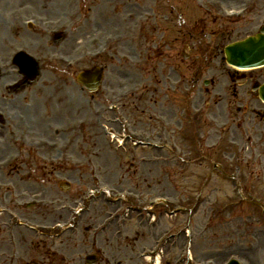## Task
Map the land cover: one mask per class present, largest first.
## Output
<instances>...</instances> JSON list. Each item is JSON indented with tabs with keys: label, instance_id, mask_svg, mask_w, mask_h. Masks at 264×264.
<instances>
[{
	"label": "rangeland",
	"instance_id": "374dc122",
	"mask_svg": "<svg viewBox=\"0 0 264 264\" xmlns=\"http://www.w3.org/2000/svg\"><path fill=\"white\" fill-rule=\"evenodd\" d=\"M49 1L53 5L62 2V6H60V8H58L56 11V8L47 5L45 0H22L20 1V3H18V5L16 3V5H12L8 8H10L11 10L12 7L17 8L25 6V14L23 15H30L35 12L34 14H42L48 19H53L59 14L67 15V20L77 17V14L75 13V3L78 0H47V2ZM144 1L145 0H143V2ZM206 1L209 3L213 0H170L169 4H171L174 9L166 10L165 12L164 7H160L158 27H148L146 25L148 21L151 22L150 13L149 16L141 23H136L135 21L136 17L138 16V10L127 7L126 3L124 2L121 7L124 6L126 14L132 13V18L130 17V19L127 21L123 19L119 22L121 30L111 28L104 31V28L101 29L97 25V22L96 26L94 27L95 20L93 19L96 16H93L90 12V9L92 8V2L90 0H87V2L85 0H82L83 4L89 5V14L87 15L86 19L80 22V25L77 26V32L71 33L72 36L69 42L57 45H54L52 43V40H47L46 43L42 41L43 38L41 36L35 35L33 33L26 34L21 32L20 29L14 28H11L10 30L6 29V27L0 23V58L6 57L8 50L12 48H18V46H27L34 54L39 57L42 65L41 78L39 81L42 80L43 84L41 86L37 85V83L39 82L38 81L26 90L31 94L32 98L33 96H35L39 99H36L31 104L27 98L24 101H20V98H22L20 94H12L8 97L9 108L15 113L18 112L25 115L26 112H28L27 115L29 117H35L36 122H30L28 119L26 122V126L32 128V130L36 132L30 133V135H38L48 138L50 137L55 141H60L61 139L65 138V135L64 137L60 136L59 138L57 134H53L52 127L65 123L68 129L67 131L70 132L71 137L73 136L72 138L75 140L74 143H72L67 154H70L71 158L76 160L77 157L82 158L86 154H88L84 151V149L90 152V154L94 156L93 160H95L99 165L95 168H98L97 173L99 175L98 177L100 179L101 185L107 184L115 190L128 189L130 191L139 193L140 196L141 194L142 196H145L146 192L149 191L153 192V194L151 195L168 194L170 195V197L189 202L192 201L191 197H193V194L201 191L200 187L204 186L202 188V195L205 194L206 196L204 198V205L197 215H192V227H194L195 229L193 239L194 246L192 245V248L195 258L197 260L213 259L216 261V263H219L225 260L230 254H232L229 252L236 251V249L229 248L227 249V252H223L221 254L215 251L224 250L220 249L219 245L223 241L232 238L235 235L247 233L253 235V239L251 240V242H253L254 248L256 249L252 252H246L241 246V252L248 260L247 264H256L254 262H257L258 264H262L263 262L264 264V213H261L259 207L254 206V204H242L236 209H233L227 213L225 212L220 218L216 217L214 214H211L210 216L212 220L215 221L214 227L203 235L200 233V228L202 227V224H204V219H202L201 217H204L205 213L209 210L208 206L211 205L210 203H207L215 201V206L221 201L229 200L230 197H233V195H235L231 191L233 179L227 178L220 172L215 171L212 168V164L221 162L222 168L226 173H228V169L236 171L237 176L241 179L240 184L243 186L245 192L249 191L254 195L264 196V106L257 98L251 99L252 107H248V111L243 114L242 105L238 104L237 101L232 98L233 96L230 92L226 93L223 90L222 87L225 85V82L219 86L220 88L217 90V92H212L210 95H207L203 92L202 81L200 84L201 89L198 93H196L195 89L193 88L194 86L191 78L193 75H202L201 79H209L212 76V72H216L218 62L215 60V58H217L219 61L221 57V54L216 45H225L234 41L235 39L242 38L256 31L255 29H252V26L248 21L250 20L252 13L255 10L253 11L252 9V12L248 15L246 20L242 22H237V24L234 22L227 24L223 23V31L215 38V40H212L213 45H208L204 44V42L202 43L200 39L196 37L197 34L189 32L185 33V31H183L180 26H178L179 15L183 16V20L184 22H187V24L195 23V18L200 16H197V14L201 13L199 10L209 9L208 6L204 4V2ZM228 1L233 2L228 3V6L237 7L239 6L238 4H232L248 0ZM256 1L257 0H250V2L252 3ZM147 2L151 3V0H147ZM198 3L202 5H198ZM263 4L264 1L262 0L260 5ZM2 8L3 7L0 1V13L2 12ZM5 8L6 11L9 10L7 7ZM50 10H52L53 13H49L48 11ZM97 11H100V7L95 8V12ZM165 13H167L169 17H161V15H165ZM2 15L4 16L3 18L6 19L8 24L11 25L12 23L10 21L13 22L12 17L4 14ZM2 15L0 16V20ZM172 16H174L172 18L173 23L170 22V17ZM98 19L101 20L102 18L100 17ZM211 20L214 22L213 18H211ZM216 23L221 24L218 21ZM114 24L117 25L118 23L115 22ZM141 24H143V27L140 26ZM213 28L215 29V27ZM4 31H7V38H4ZM123 33L126 34L127 40L124 41L121 45L116 46L112 50L110 54V60L106 58V61L101 60L94 63H92V61H90L89 63V60H87L82 65L79 64L77 66V69L75 70H80L85 66H92L94 64L105 68V82L107 81V83L110 85L111 90L115 91L123 90L126 85L137 83V86L139 88L136 93L137 95H134L132 100H128L126 104V107H128V105L131 106L129 111L132 110L133 112L132 122L134 123V125H137V127L135 126V129H139L142 126L147 127V129L149 130L155 129L156 125H158L159 123L155 124L156 121L153 119L154 114L159 115L163 111L162 114L165 117H169L171 113L172 115L176 114V112L180 113L181 108L186 106L185 100L189 99V96L183 92V81L180 84L179 88L175 87L177 82V74L172 70L174 65L179 67V69L181 70L179 72H183V74L186 75V79L191 80V100L193 98V94L195 95L196 93L194 104L197 106L207 105V108H205L202 116L207 114V112L216 113L219 114V117L222 120V118L225 119L226 113H230L232 117L234 114L239 118L238 127L235 129V140L231 141L232 139L230 137H233L234 135H230L227 130H223L222 132H220L222 140H218L217 144V136L211 137V141H198L195 137L196 133H192L194 128L190 126L184 131V133L175 134V139L177 138L176 140L179 142L180 148H182L184 152L189 153L188 155L191 159L187 164L175 160H165L166 162H163L160 158L164 157L163 155L166 152H163V154L157 152H148L147 150H131V154H134H132L127 161L125 159L126 157L116 159L117 156L114 157V154H112L105 141L102 139L99 130L96 128V123L94 124L93 122L94 119L91 112L93 108L103 102V95L108 91H104L103 88L96 94V96L91 97L89 108L88 100L85 102L86 96L83 93L81 94L78 90V87L71 83L73 74H61V64H59L58 62H54L56 60L50 58L52 57V55L54 57L57 55L64 57H74L77 54L79 55L81 51H86V48L83 47H98L101 44L102 37H104L105 35L114 36ZM207 33L209 36L210 32ZM208 40L209 38L205 41ZM147 44H149L148 48H152L153 50V52L148 54L145 51V47H147ZM184 45L189 46V48L184 51V55H189V58L185 61L182 59V50ZM210 46L214 47V49H211ZM208 50L210 51V53L208 52ZM50 54L51 57L49 58ZM200 54H202V59L199 60ZM119 55H128L132 56V58L138 59L139 68H134L132 64H130V61L128 59L121 60L119 58ZM47 58H49L50 60H47ZM209 58H212L211 70L210 68H207L210 67V65H207V63L210 62ZM81 61L82 59L79 58V62ZM196 62L202 64V66L200 67L203 68L201 73L198 70L194 69V64ZM128 65H130V67L132 68H130ZM151 65L154 69L149 73L146 72L148 67ZM119 71L125 73L122 74L120 72V77L117 75ZM74 73H76V71H74ZM253 74H264V68L255 70ZM132 75L135 76L132 77ZM214 76L219 81L223 80V77H221L218 72L217 76L216 74ZM56 77H59L63 83L69 82L68 86H72L73 88L70 87L71 90H68L67 88V92L71 93V95H74L76 98L78 96V101L83 100V107L74 109V112H71L69 110L70 108H68L69 106H66L65 104V98H61V110H53V118L51 120L52 124L50 125L51 127H47L46 122L41 123V120L38 118V113L35 111L37 110V108L43 107V103L45 102L43 100V91L45 90V86L48 85L49 82ZM12 78H15V76H13ZM10 79L5 78L4 81L8 82L10 81ZM120 81L125 85H123ZM159 81L161 82L160 84L158 83ZM57 82L59 83L60 81L58 80ZM155 84L157 85V88L155 87ZM61 85L59 84L60 88ZM184 85L185 82L183 86ZM52 86L54 87V85ZM208 89L211 90V88ZM77 90L78 93L76 92ZM139 103L140 107L138 108L137 106ZM152 104H155V106L151 107ZM252 108L260 110L261 113L253 118H250V116H252L250 112ZM78 112H81L80 116L77 115ZM87 113L89 116L87 115ZM184 114H186V112ZM141 116L145 119V122L141 120ZM81 118H83L85 121L83 132L86 131L90 138L85 136V139L89 144L87 143V145H83L82 143V145H80L81 142H79L78 146V133L81 129H79V131L77 130L76 121ZM12 120L16 121V118ZM17 125L21 126V123L17 122L16 126ZM170 129L171 128H169L168 130ZM201 133H203L202 136L204 138L209 135L207 133V130H202ZM18 134L20 133L16 131L14 137H17ZM210 142L215 143V145L210 144ZM55 151L56 150H53L52 152ZM205 151L210 152H206L205 155ZM148 154H156V158L158 160L154 163L145 165L143 168H136V165L133 163V167V157L138 160L142 156H149ZM51 155H54V153H52ZM51 155L45 154L44 156L50 157ZM123 155L128 156L126 154ZM36 160L37 157L34 156L30 161L26 162V166L23 169L24 174H27V172L33 170H35V172H38L36 170H40L39 168H36V165L41 164L42 161L39 162ZM120 162H123L125 164L122 165L121 168H117L116 164L119 163L120 166ZM129 164L132 165L129 167ZM70 166V168H74L72 165ZM47 169H50V166H47ZM58 170H61V167H58ZM70 170V173L73 174V177H78L73 178L74 182H71L72 185L68 192L63 193L57 187V185L54 186L49 181L48 183L46 178L36 177L41 181H38L36 184L31 183L32 185L27 183V186L37 188L38 192L40 190L41 194H39L37 197H42L45 201H47V199H54V204L56 203L55 199H60L59 201L62 200L63 202L68 198H75L76 196H78L81 191L80 189L78 191V189H76L75 187L77 185V182L80 183V188H83V185L85 184L90 185V187L95 186L92 182V177H90L89 180V178L85 176V171L80 172V169L79 171L73 169ZM15 172L16 171L7 175L11 176ZM22 176L23 175L20 176V179ZM6 177H4V179H6ZM56 178L63 177L56 176ZM5 185L8 187L7 184ZM19 185L21 186L22 183H19ZM154 188L156 192L153 191ZM2 190L3 189H1L0 187V191ZM102 203L103 202L99 200L94 204V212L89 215L90 224H94L100 221V218L104 216V213L102 212L112 210H106V206H104V204ZM114 208L115 207H113V209ZM32 212L33 211L30 210H24L23 214L25 216H30L34 213H37ZM58 214L50 215L48 211L46 214L42 213L43 216H45L46 218H50L49 220L51 221H63L64 219H67V217H69V215L64 211L61 213L58 212ZM162 215L163 217H161L162 219L160 221V224H164L166 227L169 226L175 229L176 226L182 224L184 221V217H178L177 219L168 223L167 221H165L166 216L164 214ZM39 216L41 217V215H36V217ZM89 216L85 215L83 219H87ZM134 218L135 216H132L126 223L128 233L130 231V234L133 235ZM245 225H247L249 228H246ZM142 226L137 238L128 237L124 240L119 239L118 236H115L113 234V228L109 229L106 232H103L100 236L97 237L99 245L104 246L110 254L109 261L106 264H140V261L137 258L139 250L143 246H150L153 243L156 235L160 233V231L154 230V233L157 234L153 235V232L148 230L145 225ZM157 229H159V227H157ZM1 230L2 229H0V232H2ZM21 232L25 231L21 230ZM182 235L183 234H181V236H178L175 241L168 242V244L165 246V257L163 258V264H177L176 258L183 255L184 239ZM239 241L240 244L245 243V241L241 239ZM86 242L90 243V240H87ZM83 248L87 249L88 252H90V245H87L85 243ZM209 250H214V252H210ZM238 253H240V250H238ZM179 264H182V262H179Z\"/></svg>",
	"mask_w": 264,
	"mask_h": 264
},
{
	"label": "water",
	"instance_id": "95a60500",
	"mask_svg": "<svg viewBox=\"0 0 264 264\" xmlns=\"http://www.w3.org/2000/svg\"><path fill=\"white\" fill-rule=\"evenodd\" d=\"M228 63L238 67H255L264 64V35L249 37L225 49ZM264 99V90L261 92Z\"/></svg>",
	"mask_w": 264,
	"mask_h": 264
},
{
	"label": "flooded vegetation",
	"instance_id": "af4514ba",
	"mask_svg": "<svg viewBox=\"0 0 264 264\" xmlns=\"http://www.w3.org/2000/svg\"><path fill=\"white\" fill-rule=\"evenodd\" d=\"M120 0H107V7L109 11H118L117 8V2ZM118 14L120 12L118 11ZM228 77L232 82H235L239 79V76L235 71H229ZM264 76H253L250 72L245 74V77H243V80L246 82L247 80L251 81H257L260 80V78H263ZM236 92V90H235ZM237 95V92H236ZM57 254L55 252H50L49 250H46L45 248L40 247V243L37 242L34 247V253L28 256H25V258L20 257L15 264H58L57 263ZM97 259V257H96ZM9 264H14L12 261L9 262ZM61 264H64V260L62 259Z\"/></svg>",
	"mask_w": 264,
	"mask_h": 264
},
{
	"label": "bare ground",
	"instance_id": "6f19581e",
	"mask_svg": "<svg viewBox=\"0 0 264 264\" xmlns=\"http://www.w3.org/2000/svg\"><path fill=\"white\" fill-rule=\"evenodd\" d=\"M4 35H7L6 33H4Z\"/></svg>",
	"mask_w": 264,
	"mask_h": 264
}]
</instances>
